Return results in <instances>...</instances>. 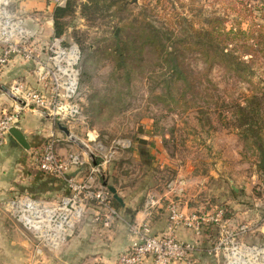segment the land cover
<instances>
[{"label": "rangeland", "instance_id": "1", "mask_svg": "<svg viewBox=\"0 0 264 264\" xmlns=\"http://www.w3.org/2000/svg\"><path fill=\"white\" fill-rule=\"evenodd\" d=\"M171 1L170 5L169 0H128L122 10L113 0H102L98 11L89 14L84 10L88 0H76V13L60 37L47 33L45 20L30 27L18 15L20 26L12 44L0 43V54L9 45L13 48L4 66L12 68L7 84L20 82L31 89H45L49 84H41L38 73L50 62L54 38L61 39L64 47L77 45L80 75L75 101L80 113L70 123L54 121L55 129L61 142L84 151L60 126L69 128L97 154V163L103 154H111L105 171L98 175L100 185L114 187L123 204L133 200L134 211L149 196L160 198L177 186L172 201L199 206L198 201L210 211L223 207L226 227L237 231L247 226L242 241L264 248V168L258 167L264 149V46L258 45L253 55L238 48L239 72L228 70L223 63L206 68L197 51L180 46V59L189 68L188 81H174L168 63L150 46L141 54H120L123 42H140L137 36L148 24L160 29L167 46L176 42L177 31L166 24L161 6L176 8L189 17L194 12L190 13V7L185 10L190 0ZM195 1L194 8L203 16H228V29L232 25H241L242 30L253 24L264 26V0ZM240 107H246L244 116ZM32 156L37 162L35 151ZM16 190L19 196L27 194ZM12 198L9 195L1 202L8 216H12ZM163 200L167 205L170 202ZM13 221L19 237L29 236L33 241V262L40 264L37 260L48 258V249L39 250L41 240ZM219 238L221 234L216 243ZM1 241L8 242V234H0ZM22 247L19 244V254L24 253ZM263 260L259 255L258 262ZM10 262L9 252L0 251V264Z\"/></svg>", "mask_w": 264, "mask_h": 264}, {"label": "built area", "instance_id": "2", "mask_svg": "<svg viewBox=\"0 0 264 264\" xmlns=\"http://www.w3.org/2000/svg\"><path fill=\"white\" fill-rule=\"evenodd\" d=\"M7 6L8 0H0V43L12 44L20 21ZM9 46L0 54V71L9 62L13 52L12 46ZM50 51L49 64L41 66L38 73L40 83L47 82L49 86H45V89H31L20 82L9 86L10 92L21 102L16 101L11 111L0 113V147L7 142L10 128L19 123L24 109L32 108L49 113L54 121L67 123L74 121L80 113V104L75 101L80 75L79 49L75 44L64 47L61 39L54 38ZM58 142L56 134L51 133L40 149L35 151V157L40 171L63 180L68 193L52 200L26 194L9 201L12 217L41 240L39 250L57 248L68 239L90 210L94 213L95 220L105 226H110L122 218L109 188L95 185L91 181L105 171L111 154H103L97 163V154L90 151L91 149L89 151L92 156L79 150L62 154L58 151ZM86 163L90 165V175L86 180L78 181L71 175V171ZM159 203L153 196L147 198L144 207L145 220L129 223V245L103 264H144L147 260H151L150 264H195L191 260L195 245L178 239L173 233L174 228L183 225L200 234L202 228L209 223L220 227L221 238L213 251L222 252L224 264H264V260L258 262L259 255L264 257V248L242 241L241 234L247 226H241L237 231L226 227L228 219L225 218L226 211L223 207H217L214 211L187 214L180 209L178 202L170 201L166 206L170 229L162 235L154 234L150 218Z\"/></svg>", "mask_w": 264, "mask_h": 264}, {"label": "crops", "instance_id": "3", "mask_svg": "<svg viewBox=\"0 0 264 264\" xmlns=\"http://www.w3.org/2000/svg\"><path fill=\"white\" fill-rule=\"evenodd\" d=\"M61 1L9 0L7 8L14 16L18 17L20 15L26 25L30 27L40 19H42L41 22L45 20L44 26L47 27V33H50L49 31L53 33V10ZM11 69L7 67L0 71V83H3L2 85L8 86L7 82L11 80L9 74ZM13 106V100L8 98L7 94L1 90L0 113L11 111ZM17 126L24 133L29 147L26 148L20 144L11 133L7 138V142L0 147V234H8L9 236L8 242H0V251L9 252L10 264H35L31 257L33 248L31 237L27 236L25 239L19 237L18 225L13 221L12 216H8L4 211L2 212L1 202L9 195L19 196L16 189L25 190L27 194L30 193L29 195L36 198L52 200L67 194L68 188L63 180L41 172L32 156L33 152L40 149L51 133L54 132L59 137L53 117L49 113H42L32 108L24 109ZM63 140L66 141L68 138L65 137ZM61 141L59 138L58 151L60 153L66 154L72 150H77L72 145ZM71 175L78 181L86 180L90 175V165L86 163L78 169H74L71 171ZM91 181L95 185L101 184L98 181V176L93 177ZM171 187H175V189L166 190L160 198L154 197L160 202L150 218L152 232L156 235L165 234L170 229L171 223L166 208L167 204L163 199L167 198L168 201H172L170 197L177 190V186L173 185ZM164 196L166 198H163ZM178 202L180 209L187 214L195 211H210L202 207V203L198 201L199 206L188 201ZM124 203L119 204L115 199V207L121 213L122 218L110 226H105L102 222L95 220V215L90 210L76 226L75 232L73 231L69 235V240L61 242L55 249L46 250L49 257L45 258V256L44 259L37 260V262L39 261L40 264H103L115 257L130 243L129 223L142 222L146 218L145 202L137 211H134L136 210L134 209L136 203L133 200L127 199ZM127 208H133L132 212H127ZM8 217L9 225L7 226ZM173 233L178 239L192 242L195 245L191 257L195 264H224L225 260L222 252L215 253L213 251L216 239L221 234L217 224L209 223L205 225L200 234H197L191 228L177 225ZM19 244L21 247L23 246L22 252L24 253L22 254L18 253L20 250ZM54 256L57 258L53 261ZM150 263L151 260L144 262V264Z\"/></svg>", "mask_w": 264, "mask_h": 264}, {"label": "trees", "instance_id": "4", "mask_svg": "<svg viewBox=\"0 0 264 264\" xmlns=\"http://www.w3.org/2000/svg\"><path fill=\"white\" fill-rule=\"evenodd\" d=\"M101 1L88 0L89 4L84 6L85 12L89 14L96 13ZM195 2V0H190L186 4L185 10L187 11L190 7V13L194 12L192 17L179 12L176 8L161 6L163 16L167 21L166 24H169L173 31H177L173 39L179 45L178 47L174 42H171L172 45L167 46L160 37V29L148 24L147 28L144 27L137 36L140 42L138 44L135 41L123 42L122 48L119 49L120 54L127 55L133 53V51L141 54L146 51L147 46H150L156 49L159 52L158 55L168 63V69L173 75L174 81H188L190 76L188 73L189 68L180 59L182 47L197 51L206 63V68H212L216 64L223 63L228 70L239 72L241 62L239 60L240 56L237 55L238 48H241L246 54H256L259 51L258 45L264 46V26L253 24L247 30H242L241 25H232L228 29V16L217 14L203 16L194 8ZM76 3V0H66L63 5L57 4L54 7V34L57 37L62 36L69 27V21L76 13ZM113 4L123 10L128 7L129 2L128 0H113ZM169 4H172L171 0H169ZM171 33L173 34V32ZM180 46L182 47L180 48ZM243 63L247 67V63L245 61ZM239 109L242 112L241 114L246 111V107H240ZM126 211L132 212L128 208Z\"/></svg>", "mask_w": 264, "mask_h": 264}, {"label": "water", "instance_id": "5", "mask_svg": "<svg viewBox=\"0 0 264 264\" xmlns=\"http://www.w3.org/2000/svg\"><path fill=\"white\" fill-rule=\"evenodd\" d=\"M0 88L2 89V91H4L9 97H11L12 99L16 100L17 102H21V100L17 97H15L10 91L9 89L0 84ZM47 115V114H46ZM60 129L67 134L68 136H70L71 138H73L75 140V142L84 150L86 151L88 154H91V152L89 151L88 147H86V145L84 143H82L78 138H76L75 136H73V134H71V131L69 130V128H67L66 126H60ZM10 133L16 138V140L22 144L23 146H25L26 148L29 147V144L27 142V139L24 135V133L22 132V130L20 129L19 126L14 125L10 128ZM141 142H146V140L141 139ZM258 167L259 168H264V149L262 150V157L260 159V162L258 163ZM110 192L113 194L114 198L120 203L123 204V200L117 195L116 193V189L114 187H108Z\"/></svg>", "mask_w": 264, "mask_h": 264}, {"label": "bare ground", "instance_id": "6", "mask_svg": "<svg viewBox=\"0 0 264 264\" xmlns=\"http://www.w3.org/2000/svg\"><path fill=\"white\" fill-rule=\"evenodd\" d=\"M86 145V144H85ZM86 147H87V145H86Z\"/></svg>", "mask_w": 264, "mask_h": 264}]
</instances>
